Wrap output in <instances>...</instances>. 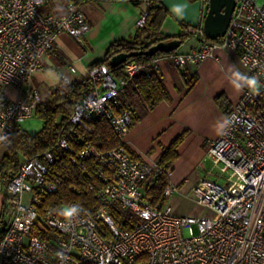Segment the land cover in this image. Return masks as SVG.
<instances>
[{"label": "built area", "instance_id": "built-area-1", "mask_svg": "<svg viewBox=\"0 0 264 264\" xmlns=\"http://www.w3.org/2000/svg\"><path fill=\"white\" fill-rule=\"evenodd\" d=\"M87 1L64 0L63 14L55 15L43 12L47 0H0V147L7 151L14 128L31 119L41 102L29 83L36 73L53 67L46 59L57 38L67 35L84 45L90 27L81 6ZM201 1L198 25H182V42L196 38L190 51L155 55L146 65L129 62L119 79L106 64L88 69L92 87L72 110L57 149L82 170L87 161L95 163L97 186H88L95 211L78 206L79 212L66 220L62 212L73 205L63 206L61 215L42 208L43 197L60 185L58 172L49 171L60 161L52 151L25 160L15 173H0V264H264V0H234L225 34L214 41L203 31L208 0ZM144 24L145 15L135 25L142 29ZM220 49L235 52L247 76H256L261 87L257 93L242 90L239 102L226 113V131L209 142L207 157L222 180L200 179L191 193L211 215H175L170 206L151 205L144 194L145 183L164 171L128 152L123 139L133 122L120 95L140 71L149 77L148 66L155 67L161 58H170L184 71ZM60 82L71 83L61 74ZM3 86L15 88L22 98L12 100ZM97 119L109 124L119 144L106 151L86 145L73 153L72 130L89 129ZM61 165L65 167L64 161ZM166 174L169 178V170ZM175 193L168 183L163 198ZM113 208L131 212L139 222L124 229L113 219ZM99 224L108 229V237L101 235Z\"/></svg>", "mask_w": 264, "mask_h": 264}, {"label": "crops", "instance_id": "crops-1", "mask_svg": "<svg viewBox=\"0 0 264 264\" xmlns=\"http://www.w3.org/2000/svg\"><path fill=\"white\" fill-rule=\"evenodd\" d=\"M161 2L170 13V19H166L162 26V32L174 37L171 40L176 39L179 32H167L168 24L180 26L181 31L182 25H198V6L193 3L195 1ZM51 4L48 13L63 14L64 0H53ZM147 7L148 0H138L137 6H133L129 0H89L83 3L81 8L90 27L84 37V45L77 44L67 35H60L46 59L53 67L32 76L30 87L38 92L42 100L60 84V74L70 81L87 79L88 69L104 59L111 44L136 32L135 24L145 15ZM154 68L170 99L160 102L153 109H147L140 120L133 123L123 142L136 160L157 164L164 149L183 136L176 150L178 158L169 170V183L176 187L177 192L187 195L200 179L205 178L201 175L206 160H209V142L219 135L216 125L225 121L227 111L241 98L242 91L237 92L232 87L229 77L236 70L245 75L248 73L237 54L228 49L216 51L213 57L197 66L189 64L184 71L176 68L170 58L159 59ZM8 90H13L15 97L12 98ZM5 92L12 100L22 98L13 87H7ZM220 96L224 98L223 108L216 103V98ZM128 98L134 103L131 107L133 112L140 113L146 107L141 98ZM7 152L0 147V161ZM3 201L4 197L0 194V212Z\"/></svg>", "mask_w": 264, "mask_h": 264}, {"label": "trees", "instance_id": "trees-1", "mask_svg": "<svg viewBox=\"0 0 264 264\" xmlns=\"http://www.w3.org/2000/svg\"><path fill=\"white\" fill-rule=\"evenodd\" d=\"M52 1L49 0L46 6H49ZM129 2L133 6L138 4V0H129ZM48 11L49 9L43 8L44 13H48ZM169 16L170 13L163 6L161 0H148L144 27L136 29L132 36L111 44L104 59L94 65H108L109 60L117 54L145 51L156 43L171 40L174 37L166 36L162 32V26ZM177 38L182 39V35H178ZM190 38L196 40L194 35H191ZM162 54L165 53H157L156 56ZM132 61L146 65L149 59L138 56L128 59L120 66L114 68L108 66L112 77L115 79L122 78L125 65ZM148 70L149 77H147L145 71H140L134 76L132 83L124 89L123 94L120 95V100L124 108L130 112L134 124L140 120L147 109H153L160 102L170 99L156 69L149 65ZM91 87L89 80L85 79L71 81L69 85L60 82L58 86L51 89L45 98L41 100L33 116L42 122L41 129L30 133L22 126H16L12 136V149L8 150L0 161V173H15L25 160L41 158L45 152H54L56 158H60V161L50 165L49 171L58 172L60 185L56 193L43 197L42 208H51L60 215L62 207L68 205L83 206L90 212L97 209L94 193L88 190L89 185L97 184L94 178L95 163L87 161L84 163L85 170H82L77 166L70 165L67 161V155L62 157V153L57 149L62 128L67 124L72 110L80 101L83 93L89 91ZM135 96L141 98L146 106L140 113L131 110L134 103L128 100V97ZM216 103L223 108L224 98L221 96L216 98ZM72 131L73 141L70 145L73 153L78 152L86 145H92L99 150L106 151L119 144L111 127L103 119L93 121L89 129L78 127ZM182 140L183 136H180L167 149H164L157 162L164 173L153 182H147L144 185V194L151 205L162 207L166 204L167 200L163 198V191L169 183L166 171L171 169L178 158L176 150ZM62 161H64L65 167H62ZM111 215L115 222L121 224L126 230L132 229L133 225L139 222V219L127 210L113 208L111 209ZM99 229L102 236H109L108 229L103 224H99Z\"/></svg>", "mask_w": 264, "mask_h": 264}, {"label": "water", "instance_id": "water-1", "mask_svg": "<svg viewBox=\"0 0 264 264\" xmlns=\"http://www.w3.org/2000/svg\"><path fill=\"white\" fill-rule=\"evenodd\" d=\"M234 6V0H208L207 13L203 21V31L210 40L214 41L225 34ZM181 45V39L176 38L156 43L145 51L120 53L109 60L108 66L110 68L120 66L133 57L151 58L157 53H171L178 50Z\"/></svg>", "mask_w": 264, "mask_h": 264}, {"label": "rangeland", "instance_id": "rangeland-1", "mask_svg": "<svg viewBox=\"0 0 264 264\" xmlns=\"http://www.w3.org/2000/svg\"><path fill=\"white\" fill-rule=\"evenodd\" d=\"M48 1L49 0H47V2ZM56 1L59 2L60 0H56ZM193 3H196L198 6V22H199L200 17H201L202 1L196 0ZM51 7H52V4H50L49 6H45L44 8L48 9ZM167 19H170V18H167ZM166 27H167L166 31L170 32V34H177L178 32H179L178 35L181 34V28L178 25L174 26L172 24H168ZM195 45H196V41L194 39H191V38L187 39L186 41L183 42L179 51H181L182 53L190 51L191 49L195 47ZM6 88H7L6 86H3L2 92H5ZM7 93L12 98L15 97V92L13 90H8ZM21 126L23 127V129L27 130L28 132L34 133L41 129L42 122L36 119L35 117H32L31 119L25 121ZM203 172L204 173L201 175L202 177L210 178L213 181L222 180L221 178L217 179V174H219V170L218 168H214L213 164L209 160H206ZM209 173L212 174V176H209L208 175ZM165 205L170 206L173 209V213L179 216H197V215L210 216L211 215V213L208 210L197 205L192 193L183 195L182 193L177 192L166 201Z\"/></svg>", "mask_w": 264, "mask_h": 264}, {"label": "clouds", "instance_id": "clouds-1", "mask_svg": "<svg viewBox=\"0 0 264 264\" xmlns=\"http://www.w3.org/2000/svg\"><path fill=\"white\" fill-rule=\"evenodd\" d=\"M177 14H179L177 12ZM229 81L232 87L237 91H242L245 87L252 93H257L261 87L259 80L256 76H247L238 70L232 71L231 76L229 77ZM228 125V121L225 120L222 123L216 125V129L218 134H224ZM4 139V137H0V140ZM79 212L78 206H70L64 209L62 212L63 217L66 220H70L74 215ZM62 255V254H61Z\"/></svg>", "mask_w": 264, "mask_h": 264}]
</instances>
